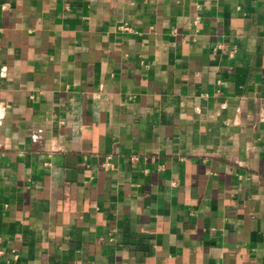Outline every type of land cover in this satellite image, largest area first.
Instances as JSON below:
<instances>
[{
    "label": "crops",
    "instance_id": "obj_1",
    "mask_svg": "<svg viewBox=\"0 0 264 264\" xmlns=\"http://www.w3.org/2000/svg\"><path fill=\"white\" fill-rule=\"evenodd\" d=\"M0 264H264V0H0Z\"/></svg>",
    "mask_w": 264,
    "mask_h": 264
},
{
    "label": "built area",
    "instance_id": "obj_2",
    "mask_svg": "<svg viewBox=\"0 0 264 264\" xmlns=\"http://www.w3.org/2000/svg\"><path fill=\"white\" fill-rule=\"evenodd\" d=\"M119 29H121V30H128L129 29V27L126 25V24H122V25H120L119 26ZM109 158V157H108ZM137 159V157L136 156H132L131 157V160H136ZM108 163L106 162V163H104L103 165L105 166V165H107Z\"/></svg>",
    "mask_w": 264,
    "mask_h": 264
}]
</instances>
